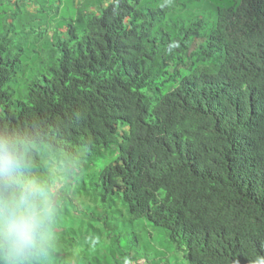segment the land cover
<instances>
[{"label": "trees", "instance_id": "16d2710c", "mask_svg": "<svg viewBox=\"0 0 264 264\" xmlns=\"http://www.w3.org/2000/svg\"><path fill=\"white\" fill-rule=\"evenodd\" d=\"M83 1L23 95L15 12L28 1L0 0V264L121 263L116 242L28 218L44 147L91 161L115 149L98 174L103 201L120 195L127 221L162 229L186 264H264V0L179 26V41L160 25L168 6ZM139 254L132 264L162 256Z\"/></svg>", "mask_w": 264, "mask_h": 264}, {"label": "rangeland", "instance_id": "374dc122", "mask_svg": "<svg viewBox=\"0 0 264 264\" xmlns=\"http://www.w3.org/2000/svg\"><path fill=\"white\" fill-rule=\"evenodd\" d=\"M26 1L28 2L21 9L16 11L15 8L17 29L25 39L21 46L24 51L16 47L14 56L20 55L28 69L25 77L19 76L14 86L23 95L26 94L27 79H36L38 76L49 74L52 58L47 52L49 51L47 42L54 40L53 30L64 29L72 18L78 17V10L83 7L84 2L83 0ZM143 1L145 8L152 7L160 15L163 14L161 9L168 6L164 9L165 12L167 10L166 15H168L160 21V25L169 30L174 41H179L177 37L180 27L187 26L198 17L216 23L219 7H229L232 2L234 4L240 2V0ZM65 30H61L60 33L63 39L67 38ZM204 31L206 30L202 29L201 33L204 34ZM36 32H48V34L41 35L40 38L36 36ZM201 43V38L195 42L196 45ZM16 46L20 45L16 42ZM37 50L40 58L38 62L34 60L38 55ZM16 97L19 98L20 95ZM124 128L121 126L122 130ZM38 153L40 165L30 172L37 185L33 188L42 195L41 201L38 199L29 201L32 210L28 218L32 219L34 225L47 222L51 225V230L57 232L56 234L78 231L82 228V232L88 234L87 238L101 240L110 247L116 242V246L122 251L116 255L120 259V264H132L135 258L140 257V251H149L152 256L154 253H162L160 257L151 258L150 264H186L185 252L178 251L168 243L163 237L162 229L155 228L146 221L136 223L127 221L128 211L120 195L113 196L117 200L113 206H110L111 198L107 202L103 201L102 189L97 183L98 174L106 165L115 161L117 155L115 149L112 150V154L95 161L86 158L84 152L71 158L65 152H53L48 147H44L38 148ZM81 182L84 183V188ZM24 217L18 214V218ZM114 225L117 227L116 232ZM79 241L81 245L89 242L85 237ZM80 244L77 250L81 249ZM101 250L105 249L101 248ZM110 253L115 259L114 254L111 251Z\"/></svg>", "mask_w": 264, "mask_h": 264}, {"label": "built area", "instance_id": "2783aa9c", "mask_svg": "<svg viewBox=\"0 0 264 264\" xmlns=\"http://www.w3.org/2000/svg\"><path fill=\"white\" fill-rule=\"evenodd\" d=\"M139 263L140 264H145V260H140Z\"/></svg>", "mask_w": 264, "mask_h": 264}]
</instances>
